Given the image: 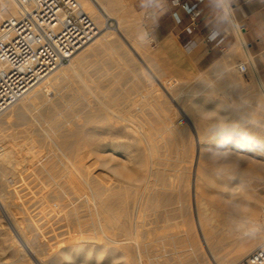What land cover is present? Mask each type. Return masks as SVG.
<instances>
[{
  "label": "rangeland",
  "instance_id": "rangeland-1",
  "mask_svg": "<svg viewBox=\"0 0 264 264\" xmlns=\"http://www.w3.org/2000/svg\"><path fill=\"white\" fill-rule=\"evenodd\" d=\"M92 1L94 2L97 9L106 16V26L102 30H100V33L96 34L95 37L100 36L101 34L105 33L106 30L108 31V29L110 30V32L113 31L114 32V33L112 32L113 36L116 37L115 40L117 39L118 40L117 43H119L118 44L119 46H117V48H119V50H117L118 52H116L121 57L119 60L122 61V63L124 62V60H127L126 62L121 64L122 66L125 65V66H123V67H125L124 70L127 73L129 72L131 76L134 74L135 76L133 75V77H135L136 81L138 80V83H142L145 85L147 84L148 87L152 86L150 88H152V91L157 94V96L159 97V100H161V102H162L161 108L159 110H161V111L163 110L164 112L160 111L161 116L159 118H157L158 116H154V115L152 116V118H153V120H155V122L151 123V125L148 126V130H149V134H151V138L153 139L155 137V139H153V140H155L156 142H158V144H160L159 145L160 150L167 149L171 153V155L168 154L170 159H169V157H167V158L170 161L172 168L174 167L175 173L178 174V177L176 179V185L178 187L177 192H179V195L176 194L178 199H176V195H175V197H173L174 199L168 201L170 203L173 201L171 204L170 203L168 204L167 201L165 200L167 203L166 204L165 201L163 200L164 202H162V201L160 202V205L161 204L162 205L160 208H158L157 211L153 210V209H147L148 211L146 210L144 213H142V217L144 215V217H143L144 219L141 218V220L142 219L146 220L144 222L142 221V223L144 225L143 227H145V226L146 227H145V229H143V227H140L141 229H139V231H138V238L140 240V245L143 243H144V245H146V246H144V248H146V250H144V248L141 250L143 256H145L144 257V260H145L144 263L147 264V262H148V264H157V263L158 264H235L236 262L240 261L243 258L242 257L243 254L245 256L250 251L257 248V246L262 245L260 243L264 241V171L261 168V165L264 164V158L262 157V155L253 156L251 153V151L254 150L253 148H256V147H257V149H260V148L262 150L264 149V96L261 94L260 88H258L259 86L257 84V81L254 78V74H253L252 70L249 69L248 59L243 56L241 59V62L235 60V61H233L232 65L227 66L226 68H224V67L222 68V67L216 65V66H212V67L205 69V70H200L195 66L194 60L190 56L185 55L181 49L173 48L169 51H165V50L160 49L157 45H155L154 43H152L150 41L148 31H147V34H148L147 40H149V42L146 41V43H143V44L135 42V40L132 37L131 31H136V30H139L144 25L146 26L143 12L137 8L136 0H127V1L126 0L125 1L124 0H112V1L110 0L113 4H115L117 7L121 8V9H122V7H124L123 10H121L116 16H114V18H109L103 12L100 5L95 0H92ZM126 2H128V5H126L127 4ZM124 4H125V6H124ZM118 15L124 16L122 24L118 23ZM109 37L112 38V35ZM114 37L112 39H114ZM117 54L113 57L114 59H118L119 56ZM92 58L95 59V57H92ZM101 62H102L101 60L94 61L93 62L94 64H92V62L91 63L86 62V65L88 63V64H91L93 66H90V65L86 66L88 68L91 67V70H89L90 68L89 69H87L86 67H85L86 69L83 68L82 74L84 76H87V78L90 79V77H91V79L93 78L92 80H94L97 76V72L95 71L96 70L95 68H97L96 64L99 67V64H101ZM68 63H66L65 65H67ZM240 63H247L248 68H247V71L245 73H242L238 70L237 65ZM65 65H59L58 67H56L55 70L61 68L62 66H65ZM84 66H85V64H84ZM214 70H217V71H214ZM85 71H86V73H85ZM95 72H96V74H94ZM233 73H235V74H233ZM89 75H91V76H89ZM142 75H144V76L142 77ZM222 75H223V77H222ZM231 76L232 77L234 76L233 79ZM211 79H212V81H210ZM92 80H91V82L93 84L92 83H88V84H90L91 86L93 85L92 87H95L94 86L95 81H92ZM226 80L227 81L230 80V84H226V85L222 84L224 82H227ZM63 82H65L64 83L65 85L67 84L68 88H69V86L71 87V88H69V89H71V91H69V92H72L74 88L76 89L78 84H79V81L76 80V78H72V77H71V80H70V78H66ZM209 82L211 84H208ZM215 82L219 84V88H215ZM132 83L133 82H130V83H128V85L131 86ZM196 83H198V84H196ZM226 86L228 87V89L226 88ZM57 88L58 87H56L54 89L51 88V92H49L50 94H49V96H47L48 98L47 97L43 98L42 99L43 101L41 100L38 102L39 107H36V105H35V107L39 108V110H40L41 108L44 107V105H46L48 103L46 101L47 100L49 101L50 97H51V100H53V96H56V95L61 96L64 89H63V87H59L60 90H58ZM225 88L228 90L227 92H226ZM223 91L226 94H224ZM187 93L189 96H187ZM70 95H72V94H68L67 95L68 97L66 96V98H64V100L60 103V109L63 106V110L61 109V113H62L61 115H58L60 112L59 111L58 114L55 115L57 117L53 116L52 118L51 117L46 118L45 116H40V117L38 116L37 119H40L41 122H43L42 120H44V126L46 127V125H47L46 128L49 129L48 131H50V129L55 130L57 128V124L59 126V123L60 124H66L67 120L69 122H71L72 119H75L76 116L78 119L79 112L77 110H79L80 100L72 95V97H75L76 101L78 100V102H76L75 100H73L70 97ZM188 97H190V98H188ZM184 101H186V102H184ZM77 103H78V106H77ZM40 105H42V106H40ZM65 105H69V106L65 108L64 107ZM74 106L75 107L77 106L76 109L77 108L78 109L76 110L75 108H72ZM69 107L71 108L72 111L69 109ZM64 108L67 109L68 111L65 110ZM64 111H67L66 116L64 115L65 114ZM71 112H73V113H71ZM76 112H77V115L75 116ZM209 112H211V113H209ZM67 113L70 116L72 115V117L73 116L74 117L73 118L70 117ZM162 114L164 115V118L162 117L163 116ZM67 116H69L71 119L70 118H69L70 120L67 119L68 118ZM60 117H62V118H60ZM171 117H173V118H171ZM174 118H175V120H174ZM30 119H32V120H30ZM57 119H58V121H55ZM60 119H62L63 121L65 120V121L63 122ZM170 119L172 121L173 120L174 121L170 123L169 122ZM45 121H47V122H45ZM68 121H67V123H69ZM35 122H36V117H32V118L30 117V118L24 119V120L22 119V121H21V119H20V121L19 120L17 121L16 119L12 120L13 124L9 123L10 125L8 124V128H7L8 132H9V136L11 139L7 138L6 142H3L4 144L3 143H1V144L5 148H7V146L10 145L8 147L12 148L15 151H17V150L20 151V149H21L20 154H19V152H17L16 156L20 158V157L28 155V157H26L27 161H31V159H32V160H35L36 163H40V162H42L41 160H43V161L47 160V162H44L45 164L43 163L44 167H46L45 171H44V169L41 170L42 173H44V174H42L41 171L36 170V171H38V175L42 174L41 176H38V178H37L36 171L33 170L34 167L30 166V164H28L27 162H22L21 166H19V168H21V170L23 168L24 173H22V175L20 177L21 179L17 178L18 179L17 183L15 182L16 179H13L10 175L7 178V180L11 184H13V186H12L8 182L9 184L7 187V189L11 190L9 187V185H11V187H12L11 191L13 192L9 195L10 197L12 196L13 201L12 202L9 201L10 203L9 202L8 203L10 206L7 207L8 211L9 212L11 211L10 213H11L12 217H13L12 213L14 214V218L11 217V219L14 221L15 216L18 215L20 219L18 218V216L16 217V219H18L20 221V226L22 227L24 225L22 228H25L27 226V224L30 222L29 219L31 220V218H32V220H36V218L40 217L41 219L38 218V220H36L35 222H37L38 226H40V227L42 226L41 229H43L44 231L48 230V231H46L48 233L43 234V238H44L43 241L44 242H43L42 246L39 247L40 249L38 248V250L41 253L39 252L40 253L39 255H38V253L36 254L37 258H39L40 256L42 257V255H43L44 260L42 258H41L42 260L39 259V260H41V263H44V264L49 263L48 262L49 257L51 256L52 252L54 253V251H55V253L52 254V256H56V260H58L57 264H140L135 259L136 258V252L132 251V249H134V247H131L129 245V247H131L132 249L129 247L127 248L128 250H127L126 254L128 252H130L132 255V256L130 255V257H129L128 255L130 253L128 255H126V254L123 255L121 253L123 251H124L123 253H125V248L120 247V249H119V248H117V246H118L117 244L106 242V240L103 237V234L99 231V229L96 226V222L94 221L93 213L90 211L91 209L86 206L87 205L86 202L84 204V201L86 199L85 200L84 199H81V200L76 199V200L71 201L70 199L63 198L62 201H60V200L57 201V203L60 202L59 204L63 205V207L58 208V209H56L55 207H52L50 205H47V207L45 206V204H48L49 202H51V203L53 201L56 202L55 199H49V198H52L50 194L48 195V194H46L47 192H45V193L43 191L41 192V190H44L45 188L48 189V187H45L46 186L45 183L48 184L51 181V179H49V178H50L51 174H54V172H52L53 169L55 171V168H56L57 172H59L58 170L60 169L59 174L61 176L63 173H65L66 170L63 168L62 164L56 165L57 167H55V165H54V167H53L51 164V161H48L49 158H47L46 156L49 154V152L50 153L52 152L51 147L48 146L47 141H45V140L43 141V138L41 139V137L38 136V134L36 133V129L34 126V125H36ZM48 123H51V124H48ZM163 123H164V125H163ZM166 123L168 125L165 127ZM178 123H179V125H178ZM99 124L94 123L93 125H91V127H98ZM175 125L177 126L176 128H175ZM31 126H32V128H30ZM155 126L157 128L160 126L159 127L160 130L157 131ZM11 127H13V128H11ZM9 129H11V130H9ZM165 129H168L170 131V134H173V135H170L169 133H167L168 130H165ZM155 130L158 133L155 132ZM152 134H154V136ZM37 136H38V138L39 137L40 138L38 139ZM171 136L173 137V139H171L172 138ZM174 136H175V138H174ZM219 136H221V137H219ZM93 139H91V141H93ZM167 139H170V140H167ZM222 139H225L229 143L221 144L220 142ZM248 139H250V140H248ZM40 140H41V142H40ZM35 141H37V142H35ZM44 142H46V143H44ZM233 142L235 143V145H230V143H233ZM261 142H263V143H261ZM38 143H40V144L38 145ZM43 143H44V145H47V146L43 147L44 146ZM237 143L238 144L244 143L243 144L244 146H240V147L236 146ZM33 144L36 146L37 149L38 148L41 149L43 151V153L46 154V155H44L45 157H42L41 160L36 159L34 157V155H32L33 153H31V151H32L31 149H32ZM245 145H247L248 148L245 147ZM229 146H232L233 150L231 152L226 151ZM44 148H46L47 151L43 150ZM171 149L176 150V151L173 152ZM25 152H27V153H25ZM55 152L56 151H54L53 153H55ZM90 153L92 156L100 155V156H104V157L107 154L106 152L105 153H102L101 151L98 152L95 148L93 149V152L90 151ZM186 153L188 154V157H186L187 156ZM22 154H23V156H22ZM184 155H186V156H184ZM31 156L33 158L30 159L29 157H31ZM104 157H101V159ZM118 159H117V161H119V163H122L124 160V157L120 156V158H118ZM211 160H213L214 162ZM215 160L218 162L216 163ZM97 162H98V164L96 163V166L92 165V167H91V168H93V166H95V168H97L96 170L93 168L94 169L93 172L99 173V174L103 173V171L105 173L108 172L109 173V174L107 173L108 178L111 177L109 179L111 186L120 185L121 183L123 184L124 183L123 180H127L123 177V175L117 176V175L112 173V170L110 168L107 169L108 167L106 168L104 165H101L103 163V161H102V163L100 160H98ZM191 162H193V163H191ZM218 163L221 166H223V168H221V166L218 165ZM50 164H51L50 167L51 168L53 167V169H51V171H49L50 168L48 167V165H50ZM60 165L62 167H60ZM213 166H215V167L218 166V167L215 168ZM227 166H228V168H227ZM27 167H28V170H26ZM47 167H48V169H47ZM58 167H60V168L58 169ZM219 168H221V169H219ZM225 168L226 169L230 168V169H229V171H227ZM103 169H105V170H103ZM106 169L109 171L106 172ZM240 169H245V171L240 170ZM31 170H33L34 172L33 171L31 172ZM110 170H111V172H110ZM27 172H28L29 176H30V173H31V176H33V177L36 176V177H34L35 179L26 175ZM238 172L241 174H239ZM34 173H36V175ZM23 174H25V176ZM43 175H44V177H43ZM47 175L49 178L47 177ZM54 175L56 176V175H58V173H56ZM63 176H64V174H63ZM114 176L116 178H119V179L117 181H115V179H113ZM120 176L122 177V179ZM41 177H42V179H40ZM182 177H183V179H182ZM47 178H48V180H47ZM23 179L25 181L28 180V182H25ZM30 179H34L36 182H37L36 179L40 180L38 182H41L44 179L43 180L44 184H42L43 183V181H42L40 184L37 182L38 183V185H37V183L35 184L34 182H32L33 180L31 181ZM185 180H186V182H185ZM18 181L20 184L18 183ZM29 181H30V184L33 185V187L29 184ZM112 181H115L114 184ZM206 181L208 183H206ZM76 182H78V179L76 180ZM118 182L120 184H117ZM177 182H178V184H177ZM21 183H24V184H21ZM185 183H187V184L185 185ZM65 184L66 183H64V185ZM14 185H15V187H14ZM20 185H21V187H20ZM23 185H25V187L27 186L26 190H25V187ZM67 185H68V183H67ZM224 185L225 186L227 185V186L225 187ZM40 186H42V187H40ZM84 186L85 185H83L82 187H84ZM186 186H188V187H186ZM234 186H235V188H234ZM236 186H238L237 189H236ZM18 187H20V191L18 190L19 189ZM43 187H45V188H43ZM15 188H18V189H15ZM28 189H30V191ZM31 189H33V191H31ZM16 190H18L17 191L18 193L16 192ZM37 191L40 193H38ZM181 191L184 193H182ZM14 192H15V195H14ZM31 192H32V194L30 195ZM188 192H189V194H188ZM16 193H17V195H16ZM33 193H34V195H33ZM40 194L43 195L44 201H42V196ZM128 194L129 195L131 194L130 191L128 192ZM38 195L41 196V199H39V200H41L42 202L38 200V198H40ZM36 198H37V200H36ZM46 198L48 200L45 202ZM182 199L184 201L186 200L185 201L186 203L183 202ZM128 200H127V202H128L127 205L131 204V201L129 200L130 201L129 202ZM15 202H16V204H14ZM71 202H73V203H71ZM78 202H80V204ZM237 203L239 204V206H241V208H243L245 210H243L244 212H242V213L240 212L241 215L239 217H237L235 219L232 218L231 221L234 220V221H232L233 224L229 223L232 226L227 227L226 224L224 223V220H226V217H223V215H220L221 214L220 212L222 211L221 209H224V208L227 209L229 207L230 208L231 207L232 208H238L239 206H237ZM72 204H74V205H72ZM30 205H32V206H30ZM82 205H84L83 206L84 208L82 207ZM20 206H22V208H19ZM26 206H28V207H26ZM49 206L52 208H50ZM78 206L80 207V209ZM244 206H245V208H244ZM35 207H36V211H34ZM49 208L51 210H49ZM174 208H176V209H174ZM30 209L32 210V212L30 211ZM52 209L53 210L55 209L54 210L55 212H52L53 211ZM59 209H60V211L58 212ZM74 209H76V210H74ZM199 209L201 211L206 212V215H204V217H202V218L205 220L207 219L208 223L216 226L213 229L214 234L212 235L214 237V241L216 243V246L214 243V245L212 244V246H213L212 248L210 245L207 244V242H205L206 239H205L203 231L201 230L202 228L200 226V215L198 213V212H200ZM42 210H45V211H42ZM72 210H74V211H72ZM168 210L169 211L173 210V211L168 212ZM153 211L154 212L156 211V212L154 213ZM9 212H8V214L10 215ZM70 212H72V213H70ZM158 212H160V213H158ZM164 212H167V213L164 214ZM27 213H28V215H26ZM38 213H41V214L38 215ZM46 213H49V214H46ZM54 213H56V214H54ZM149 213L150 214L152 213V215L150 216ZM52 214L55 216L56 219L54 218V216L52 217ZM160 214L162 216H164V217H161L163 220L160 218ZM36 215H38V217ZM68 215H69V217H68ZM169 215H171L172 217H170ZM42 216H44V217H42ZM87 216L89 217L90 222L88 221ZM27 217H29V218H27ZM85 217L87 220L85 219ZM184 217H186V218H184ZM22 218L23 219L26 218L25 219L26 221L24 220V222H21V221H23ZM42 218H44L43 220L45 222L42 221V224H41L40 221L42 220ZM48 218L50 221L48 220ZM149 218L151 220H149ZM157 218H159V219H157ZM167 218H168V220H166ZM218 218H219V220H218ZM154 219H156V221H157V224L155 223L157 228L156 227L154 228V223L152 222V221L156 222ZM51 220H52V222H51ZM58 220H59L60 224L58 223ZM185 220H187V221H185ZM150 221H151V224L153 223L152 225H150ZM165 221H168L169 225L171 223H173V224H171L173 226V228L171 225L170 226L167 225V223ZM191 221H193V222H191ZM92 222H93V224H92ZM159 222H160V224H159ZM180 222L183 223L182 226L179 225ZM235 222L237 223V225H234V224H236ZM52 223H53V226L51 227ZM55 223L58 225H56ZM84 223H86L87 225H90L89 226L90 229L88 228L87 225H86L87 226L86 227L84 225ZM165 223H166V225H165ZM192 223L195 226V229H197L196 231L193 228V226L191 225ZM214 223H216V224H214ZM44 225H45V228H44ZM62 225L64 226V230H62L63 229ZM189 225H191V227ZM57 226H58V228H57ZM148 226H150V227H148ZM158 226H160V227L163 226L164 228L162 229L159 227L161 229L160 230L158 228ZM40 227H39V229H40ZM46 227H48L49 229ZM168 227L172 228V229H169ZM66 228H68V229H66ZM91 228H92V230H91ZM187 228H193L194 230L190 229V231H189V229H187ZM52 229H53V232H52ZM144 230H146L147 232L145 231L143 233ZM149 230H151V231H149ZM219 230H220V232H219ZM260 230L261 231L263 230V231L261 232ZM49 231H51V232H49ZM193 231H195V232H193ZM56 232H58V233H56ZM76 232H78V233H76ZM83 232H85V233H83ZM188 232H190V233L188 234ZM255 232L260 233L259 238H257L255 240V245L253 247H251V249L248 248L247 251H244V253L242 252L240 254V256L242 255L241 258H239V256H238V257H232L229 259L228 256L233 255L235 253V251H237L238 248L236 247V245L239 246L241 243H243L245 240H247L248 237L252 233H255ZM145 233L146 234L148 233L147 235H149V236L145 235ZM180 233H182L183 235ZM53 234H54V236H52ZM46 235H48L49 237ZM171 236H172V238H171ZM173 237H174V239H173ZM198 237L200 240L197 239L194 241V239L198 238ZM54 238H56V239L54 240ZM145 238H148V239H145ZM219 238H221V239H219ZM51 239H53V240H51ZM159 239H161V240L159 241ZM17 240L18 239L16 238V233L14 232V230L12 229L10 224L8 223L6 217H4V210L2 208H0V257H1L0 258V264H38L33 259H30V261H29L28 260L29 258L28 259L23 258L26 256H23L22 253L19 252V250H20L19 244L15 245ZM59 240L61 242H59ZM72 240L76 241V242L73 243ZM173 240H175V242ZM13 241H15V244ZM53 241L54 242L56 241V243H57L56 246L58 248L53 244L54 243ZM182 241H183V243H182ZM50 242H51V244H49ZM67 242H68V244H67ZM70 242L72 244H70ZM177 242H179L180 245H179V243L177 245ZM189 242H191V244H189ZM17 243H18V241H17ZM154 243H155V245H154L155 247L153 246ZM258 243H259V245H258ZM46 244H48V245H46ZM187 244H189V245L187 246ZM181 245H182V247H181ZM62 246L65 249L64 253L62 252L63 251ZM150 246H151V248H150ZM166 246H168V249ZM18 247H19V249H18ZM54 247H55V249H54ZM164 247L166 248V250ZM159 248H160V250H159ZM59 249H60V251H59ZM150 249H151V251H150ZM155 249H157V250H155ZM167 250L170 254L167 252ZM198 250H201V251H198ZM181 251H183L182 252L183 254H181ZM189 252L191 253V257L188 256V255H190ZM195 252H197V253H195ZM193 253H195V254H193ZM77 254H79V255H77ZM156 254L159 257H157ZM220 254L225 255V257L229 260L226 259V262L224 263L221 259ZM62 255H64V256H62ZM20 256H22V259L19 258ZM57 257H59V258H57ZM133 257H134V259H133ZM189 257H190V261H187V260H189ZM150 258L154 261H152ZM237 258H238V260H237ZM59 259H60V261H59ZM165 259L168 262H166ZM182 259H184V262H182L183 261ZM203 259H205V260H203ZM153 262H155V263H153Z\"/></svg>",
  "mask_w": 264,
  "mask_h": 264
},
{
  "label": "bare ground",
  "instance_id": "bare-ground-1",
  "mask_svg": "<svg viewBox=\"0 0 264 264\" xmlns=\"http://www.w3.org/2000/svg\"><path fill=\"white\" fill-rule=\"evenodd\" d=\"M81 6V8L94 20L95 22V26L97 28V34L100 33V30H102L105 26H106V16L100 12L97 7L95 6L94 2L92 0H77ZM101 7V9L103 10V12L109 17V18H114V16H116L121 10H123L124 7L119 8L117 7L115 4H113L110 0H95ZM125 1V0H124ZM127 1V0H126ZM128 5V2H126ZM125 6V4H124ZM125 12V11H124ZM17 14V0H0V24L3 22L4 19L6 18H10L13 17ZM136 16V15H135ZM123 19L124 16L122 15H118V23L122 24L123 23ZM137 29V28H136ZM113 32V31H112ZM110 32V30L108 29V31L106 30L105 33L101 34L100 36L97 37H93V39H91L88 43H86L83 47H81L75 54H73V56L71 57L69 63L65 66H62L61 68L56 69V67L50 71L46 76H44L41 80H39L35 85H33L31 87V89H29L27 91L26 94H24V96L19 99L18 102H16L15 104H13L11 107H9L4 113H2L0 115V208H2L4 210V217H6L8 223L10 224V226L12 227V229L14 230V232L16 233V238L18 239V243L15 241L14 244L17 245L19 244L20 250L19 252L22 253L23 258H26L30 261V259H33L34 261H36L38 264H44L41 263V260L43 258L40 256L39 258H37L36 254L38 253V255L41 253L38 248L42 246L43 244V234H46L48 232V230L44 231L43 229H41L40 226H38L37 222H35L36 220H38V215H40L41 213H38V215H36L38 218H36V220H31L29 219V223L27 224V226L25 228H22L20 226V221L18 219H15L14 221L11 219V211L9 212L7 207H9V201H13L12 196L10 197L9 195L11 193H13L12 187L13 184H11L7 178L10 175L13 179H16L15 182L17 183V180L21 177L23 172V168L21 170V168H19V166H21L22 162H27L28 164H30V166L34 167V171L36 170H43L45 171L44 167V162L41 160L42 157H45L43 153V151L41 149H37L36 146L33 144L32 145V151L31 153H33L32 155H34V157L38 160H41L42 162L40 163H36L35 160H32L31 158H33L32 156L29 157L31 159V161H27L26 157L27 156H22L23 157H17L16 153L20 151H15L12 148H9L8 145L7 148L3 147L1 143L6 142L7 138H10L9 136V132H8V124H13L12 120L16 119L17 121L21 119H28V118H32V117H36V125L35 129H36V133L38 134V136L41 137V139L43 138V141H47L48 146L51 147V153L49 152V154L46 156L47 158H49L48 161H51L52 166L57 167L56 165L58 164H62L63 168L66 170L63 176L59 174L60 172V167H62L60 165V167H58V171H55L53 169V167L51 168V164L48 165V167L50 168L49 171H51V169H53L52 172H54V174L58 173V175H54L51 174L50 178L51 181L47 184L45 187H48V189L45 188L44 190H41V192L43 191L44 193L47 192L46 194H50L52 198L49 199H55L56 202H49L48 204H45V206L47 207V205H50L52 207H55L56 209L63 207L62 204L57 203L58 200L62 201L63 198L65 199H70L71 201L73 200H81V199H86L84 201V204L86 202V206L88 208H90L91 212L93 213V217H94V221L96 222V226L99 229V231L103 234L104 239L106 240V242L108 243H113V244H117V248L120 249V247L125 248V253L121 252L123 255L126 254L127 252V248L129 247V245L131 247H134V249H132L133 252H136V260L140 263V264H145L144 263V257L141 250L144 248V243L140 245V240L138 238V231L139 229H141L140 227H143V223L142 221H146L143 220L144 215L142 217V213H144L147 209H153V210H158V208L161 207L160 202H164L165 200L167 201V203L169 204L170 202H168L169 200L174 199L173 197H175V195H179L178 191V187L176 185V179L178 177V174L175 173L174 167L172 168V165L170 164V161L168 160L167 157H169L168 154L171 155V153L165 149V150H160V144H158V142H156L155 137L152 139L151 138V134H149V130H148V126L151 125V123H154L155 120H153L152 116H158L157 118H159L161 116V110H159L161 108V100H159V97L157 96V94L155 92L152 91V86H149L146 84H142V83H138V80L136 81L135 77H133V75L131 76L130 73L126 72L124 70L125 65H121L124 62H126L127 60H124V62L122 63V61H120L119 59L121 58L116 52H118L117 50H119V48H117V46H119L117 43L118 40L113 36V33ZM132 37L135 40V42L137 43H146L149 42V40H147V28L144 25L143 27H141L139 30L136 31H131ZM112 35V38L114 37V39L110 38L109 36ZM109 37V38H108ZM175 38V37H174ZM121 43V42H120ZM145 45V44H144ZM239 47V45H238ZM118 55V59H114L113 57L115 55ZM120 54V53H119ZM92 57H95V59H93ZM101 57V58H100ZM92 59V60H91ZM96 60H101V64H99V67L96 64L95 68L96 72H97V76L94 80L87 78V76H84L82 74V70L84 69H89L91 70V67H86V66H93L91 64L86 65V62H89L92 64H94L93 62ZM226 61V60H225ZM224 61V62H225ZM99 62V61H98ZM85 64V66H84ZM226 64V63H225ZM230 65V64H229ZM226 64V67L229 66ZM95 66V65H94ZM102 66V67H101ZM58 67V66H57ZM86 67V68H85ZM252 72L254 74V78L257 81L258 84V88H260L261 94L264 96V82L261 80L258 71L256 70V68L253 66L252 67ZM127 69V68H126ZM229 69V68H228ZM93 71V70H92ZM133 71V70H132ZM135 71V70H134ZM140 71V70H139ZM84 72V71H83ZM96 72L94 74H96ZM131 72V71H130ZM86 73V71H85ZM141 73V72H140ZM193 74V73H192ZM235 74V73H233ZM76 78V80L79 81V84L77 86V88L73 89L72 92L71 88L69 86V88L67 87V84L65 85L63 82L66 78ZM91 76V75H89ZM135 76V75H134ZM144 75H142L143 77ZM195 77V76H194ZM198 77V76H197ZM223 77V75H222ZM232 77V76H231ZM234 77V76H233ZM232 77V79H233ZM191 78V77H190ZM196 78V77H195ZM229 78V77H228ZM237 78V77H236ZM182 79V78H181ZM188 79V78H187ZM231 79V78H230ZM68 80V79H67ZM66 80V81H67ZM75 80V79H74ZM73 80V81H74ZM89 80V81H88ZM92 81H95V87H92L90 84L88 83H92ZM165 80V79H164ZM189 80V79H188ZM198 80V79H197ZM184 81V80H183ZM212 81V79L210 80ZM227 81V80H226ZM234 81V80H233ZM75 82V81H74ZM73 82V83H74ZM133 82L131 84V86L128 85V83ZM140 82V81H139ZM167 82V81H166ZM67 83V82H66ZM194 83V82H193ZM213 83V82H212ZM234 83V82H233ZM239 83V82H238ZM93 84V83H92ZM170 84V83H169ZM187 84V83H186ZM189 84V83H188ZM198 84V83H196ZM195 84V85H196ZM201 84V83H200ZM208 84H211L210 82ZM224 85L226 84H230V80H228L227 82L222 83ZM232 84V83H231ZM69 85V84H68ZM74 85V84H73ZM194 85V84H193ZM192 85V86H193ZM237 85V84H236ZM235 85V86H236ZM243 85V84H242ZM202 86V85H201ZM240 86V85H239ZM252 86V85H251ZM59 89V87H63V93L62 95H56L53 96V100H51V97L49 99V101L47 100L46 102H48L46 105H44L43 108H41L39 110V101H41L43 98L49 96V92H51V88H56ZM124 87V88H123ZM199 87V86H198ZM244 87V86H243ZM253 87V86H252ZM197 88V87H196ZM206 88V87H205ZM208 88V87H207ZM215 88H219V84L215 82ZM226 88L228 89V87L226 86ZM225 88L226 92L228 91ZM245 88V87H244ZM62 89V88H61ZM197 90V89H196ZM193 92V91H192ZM224 92V91H223ZM60 93V92H59ZM201 93V92H200ZM56 94V93H55ZM54 94V95H55ZM68 94H72L73 96H75L77 99L80 100L79 103V110L76 109V107H72L75 108L79 114H78V119H77V112L75 114V119H72L71 122H69L67 119H69L70 117H72V115L70 116L68 113L66 120L69 122L66 124H60L59 126L57 124V128L54 129H50V131H48L49 129L46 128L44 126V120H42L43 122L40 121V119H37L38 116H45L46 118L48 117H53L56 114L61 115V109L63 110V106L60 109V103L64 100V98H66V96ZM224 94H226L224 92ZM72 95H70V97L76 101L75 97H72ZM195 95V94H194ZM187 96L188 93H187ZM232 96V95H231ZM68 97V96H67ZM48 98V97H47ZM190 98V97H188ZM186 100V99H185ZM262 100V99H261ZM43 101V100H42ZM45 101V100H44ZM66 102V101H65ZM64 102V103H65ZM78 102V100L76 101ZM186 102V101H184ZM42 103V102H41ZM71 103V102H70ZM73 103V102H72ZM67 104V103H66ZM75 104V103H74ZM73 104V105H74ZM36 105V107H35ZM38 105V106H37ZM62 105V104H61ZM72 105V106H73ZM81 105V106H80ZM42 106V105H40ZM69 105H65L64 107H68ZM64 108V109H65ZM69 109L71 110V108L69 107ZM67 110V109H65ZM214 110V109H213ZM68 111V110H67ZM65 112V116H66V112ZM72 111V110H71ZM74 111V110H73ZM161 111V112H160ZM63 112V111H62ZM164 112V111H163ZM230 112V111H229ZM73 113V112H71ZM211 113V112H209ZM163 115V114H162ZM44 117V118H45ZM57 117V116H55ZM74 117V116H73ZM72 117V118H73ZM164 118V115L162 116ZM43 118V117H42ZM62 118V117H60ZM65 118V117H64ZM173 118V117H171ZM71 119V118H70ZM69 119V120H70ZM202 119V118H201ZM32 120V119H30ZM35 120V119H34ZM62 120V119H60ZM162 120V119H161ZM167 120V119H166ZM175 120V118H174ZM173 120V121H174ZM220 120V119H219ZM52 121V120H51ZM55 121H58L55 120ZM63 121V120H62ZM65 121V120H64ZM63 121V122H64ZM171 119L169 120V122H173ZM47 122V121H45ZM62 122V123H63ZM197 122V121H196ZM213 122V121H212ZM218 122V121H217ZM96 123H100L98 127H91V125ZM219 123V122H218ZM9 124V125H10ZM51 124V123H48ZM176 124V123H175ZM164 125V123H163ZM168 124L166 123L165 127ZM174 125V124H173ZM179 125V123H178ZM199 125V124H198ZM214 125V124H213ZM212 125V126H213ZM181 126V125H180ZM179 126V127H180ZM10 127V126H9ZM49 127V126H48ZM160 127V126H159ZM159 127L157 128L155 126V128L158 130ZM169 127V126H168ZM177 126L175 125V128ZM13 128V127H11ZM32 128V126L30 127ZM182 128V127H181ZM208 128V127H207ZM221 128V127H220ZM230 128V127H229ZM180 129V128H179ZM178 129V130H179ZM11 130V129H9ZM30 130V129H29ZM168 130V129H165ZM175 130V129H174ZM155 130V132H157ZM173 131V130H172ZM254 131V130H253ZM30 132V131H29ZM32 132V131H31ZM34 132V131H33ZM257 132V131H256ZM158 133V132H157ZM163 133V132H162ZM170 134V131L168 130V132ZM176 133V132H175ZM243 133V132H242ZM154 136V134H152ZM173 135V134H170ZM169 135V136H170ZM175 135V134H174ZM219 135V134H218ZM9 136V137H8ZM32 136V135H31ZM35 136V135H34ZM33 136V137H34ZM37 136V138H38ZM244 136V135H243ZM39 137V138H40ZM172 137V136H171ZM178 137V136H177ZM221 137V136H219ZM223 137V136H222ZM38 138V139H39ZM94 138V139H93ZM175 138V136H174ZM261 138V137H260ZM11 139V138H10ZM35 139V138H34ZM91 139H93V141H91ZM173 139V137L171 138ZM178 139V138H177ZM252 139V138H251ZM13 140V139H12ZM170 140V139H167ZM250 140V139H248ZM256 140V139H255ZM10 141V140H9ZM91 141V142H90ZM175 141V140H174ZM235 141V140H234ZM243 141V140H242ZM37 142V141H35ZM41 142V140H40ZM164 142V141H163ZM173 142V141H172ZM207 142V141H206ZM232 142V141H231ZM236 142V141H235ZM46 143V142H44ZM43 143V145H44ZM179 143V142H178ZM182 143V142H181ZM221 144H225V143H229L228 141H226L225 139H222ZM263 143V142H261ZM4 144V143H3ZM8 144V143H7ZM6 144V145H7ZM19 144V143H18ZM37 144V143H36ZM40 143H38L39 145ZM174 144V143H173ZM188 144V143H187ZM190 144V143H189ZM244 144V143H243ZM243 144H236V146H244ZM249 144V143H248ZM247 144V145H248ZM5 145V146H6ZM166 145V144H165ZM230 145H235V143H230ZM247 145H245V147H247ZM250 145V144H249ZM16 146V145H15ZM47 145H44L43 147H45ZM222 146V145H221ZM39 147V146H38ZM15 148V147H14ZM20 148V147H19ZM31 148V147H30ZM42 148V147H41ZM96 149L98 152L101 151L102 153H107L106 156H92L90 151L93 152V149ZM167 148V147H166ZM243 148V147H242ZM241 148V149H242ZM248 148V147H247ZM251 148V147H250ZM177 149V148H176ZM254 150L251 151L253 156L256 155H262V157L264 158V149L262 150L253 148ZM30 150V149H29ZM43 150H46V148H44ZM170 150V149H169ZM173 152L176 150L171 149ZM232 146H229L228 149L226 150L227 152H231ZM246 150V149H245ZM25 151V150H24ZM47 151V150H46ZM54 151H56L55 153H53ZM181 151V150H180ZM244 151V150H243ZM235 152V151H234ZM241 152V151H240ZM27 153V152H25ZM46 153V152H45ZM182 153V152H181ZM30 154V153H29ZM187 154V153H186ZM230 154V153H229ZM25 155V154H24ZM180 155V154H179ZM192 155V154H191ZM223 155V154H222ZM225 155V154H224ZM233 155V154H232ZM19 156V155H18ZM21 156V155H20ZM30 156V155H29ZM100 156V157H99ZM120 156L124 157V160L122 163H119V161H117L118 158H120ZM186 156V155H184ZM220 156V155H219ZM237 156V155H236ZM246 156V155H245ZM251 156V155H250ZM101 157H104L101 159ZM188 157V154L187 156ZM223 157V156H222ZM233 157V156H232ZM46 158V159H47ZM230 158V157H229ZM237 158V157H236ZM170 159V157H169ZM173 159V158H172ZM189 159V158H188ZM187 159V160H188ZM191 159V158H190ZM211 159V158H210ZM213 159V158H212ZM98 160L103 161V163L101 165H104L107 169H111L112 173L115 175H123V177L127 180H123L124 183L120 184L119 182L117 184L120 185H115V186H111L110 184V178H108L107 175V170L105 173L103 171V173H94V169L96 170L97 168H95L96 163L98 164ZM119 160V159H118ZM193 160V159H192ZM191 160V161H192ZM217 160V159H216ZM215 162L217 163L218 161ZM240 160V159H239ZM35 161V162H34ZM173 161V160H172ZM185 161V160H184ZM213 161V160H211ZM229 161V160H228ZM231 161V160H230ZM38 162V161H37ZM214 162V161H213ZM44 163V164H43ZM50 163V162H49ZM100 163V162H99ZM193 163V162H191ZM185 164V163H184ZM92 165H95L92 167ZM100 165V166H101ZM218 165H220L218 163ZM224 165V164H223ZM226 165V164H225ZM229 165V164H228ZM28 166V165H27ZM98 166V165H97ZM103 166V167H104ZM201 166V165H200ZM221 166V165H220ZM238 166V165H237ZM47 167V169H48ZM183 167V166H182ZM181 167V168H182ZM211 167V166H210ZM215 167V166H213ZM218 167V166H216ZM215 167V168H216ZM188 168V167H187ZM191 168V167H190ZM199 168V167H198ZM221 168H223V166H221ZM219 168V169H221ZM228 168V166H227ZM262 170L264 171V164L261 165ZM26 169V168H25ZM93 169V170H92ZM202 169V168H201ZM200 169V170H201ZM226 169V168H225ZM230 169V168H229ZM229 169H226L227 171H229ZM235 169V168H234ZM28 170V167L27 169ZM31 170V172L33 171ZM63 170V169H62ZM61 170V171H62ZM105 170V169H103ZM110 170V172H111ZM217 170V169H216ZM223 170V169H222ZM240 170H244L245 169H240ZM33 171V172H34ZM99 171V170H98ZM97 171V172H98ZM215 171V170H214ZM218 171V170H217ZM216 171V172H217ZM235 171V170H234ZM26 172V171H25ZM51 172V173H52ZM199 172V171H198ZM201 172V171H200ZM240 172V171H239ZM238 172V173H239ZM37 173V178L38 176H41L42 171L40 175H38V171H36ZM36 173H34L36 175ZM40 173V172H39ZM50 173V172H49ZM33 174V175H34ZM48 174V173H47ZM109 174V173H108ZM200 174V173H199ZM209 174V173H208ZM241 174V173H239ZM25 176V174H23ZM28 175V172L27 174ZM111 175V174H110ZM204 175V174H203ZM23 176V177H24ZM29 176V175H28ZM186 176V175H185ZM27 177V176H26ZM25 177V178H26ZM31 178H34L36 176H30ZM44 177V175H43ZM121 177V176H120ZM18 178V179H17ZM47 178V180H48ZM209 178V177H208ZM260 178V177H259ZM21 179V178H20ZM27 179V178H26ZM35 179V178H34ZM34 179H30L32 182H34L35 184L40 181L39 179H36L37 182ZM42 179V177L40 178ZM78 179V182H76V180ZM113 179H115V181H117L119 178H116L115 176L113 177ZM122 179V177H121ZM183 179V177H182ZM186 179V178H185ZM214 179V178H213ZM24 180V179H23ZM44 180V179H43ZM42 180V181H43ZM112 180V179H111ZM208 180V179H207ZM216 180V179H215ZM25 181V180H24ZM41 181V182H42ZM115 181H112L113 184ZM209 181V180H208ZM11 185H9L10 189H7L8 184L9 183ZM25 182H28L25 181ZM24 182V183H25ZM41 182H38L39 184ZM122 182V181H121ZM186 182V180H185ZM214 182V181H213ZM19 183V181H18ZM21 183V184H24ZM33 183V184H34ZM37 183V185H38ZM64 183H66L64 185ZM68 183V185H67ZM206 183H208L206 181ZM212 183V182H211ZM219 183V182H218ZM225 183V182H224ZM236 183V182H235ZM234 183V184H235ZM20 184V183H19ZM30 184V181H29ZM44 184V181L43 183ZM41 184V185H42ZM178 184V182H177ZM187 183H185L186 185ZM215 184V183H214ZM213 184V185H214ZM217 184V183H216ZM237 184V183H236ZM26 185V184H25ZM25 185H23L25 187ZM31 185V184H30ZM29 185V186H30ZM36 185V186H37ZM48 185V186H47ZM83 185H85L84 187H82ZM18 186V185H17ZM33 187V185H31ZM35 186V185H34ZM225 186V185H224ZM227 186V185H226ZM225 186V187H226ZM15 187V185H14ZM21 187V185H20ZM20 187L15 188L18 189L20 191ZM27 187V186H26ZM25 187V190H26ZM39 187V186H38ZM37 187V188H38ZM42 187V186H40ZM188 187V186H186ZM233 187V186H232ZM23 188V187H22ZM35 188V187H34ZM229 188V187H228ZM235 188V186H234ZM238 188V186H236V189ZM24 189V188H23ZM22 189V190H23ZM180 189V188H179ZM182 189V188H181ZM16 190V192L18 191ZM21 190V191H22ZM30 191V189H28ZM27 190V191H28ZM35 190V189H34ZM37 190V189H36ZM46 190V191H45ZM241 190V189H240ZM245 190V189H244ZM31 191H33V189H31ZM130 191V195L128 194V192ZM184 191V190H183ZM257 191V190H256ZM26 192V191H25ZM36 192V191H35ZM34 192V193H35ZM38 192V191H37ZM182 192V191H181ZM180 192V193H181ZM245 192V191H244ZM18 193V192H17ZM16 193V195H17ZM23 193V192H22ZM33 193V195H34ZM40 193V192H38ZM184 193V192H182ZM181 193V194H182ZM32 194V192L30 193V195ZM36 194V193H35ZM189 194V192H188ZM15 195V192H14ZM13 195V196H14ZM29 195V196H30ZM42 196V201L43 200V195L40 194ZM45 195V194H44ZM176 195V199L177 198ZM185 195V194H184ZM183 195V196H184ZM222 195V194H221ZM226 195V194H225ZM39 196V195H38ZM41 196H39L41 199ZM181 196V195H180ZM187 196V195H186ZM234 196V195H233ZM249 196V195H248ZM16 197V196H15ZM22 197V196H21ZM20 197V198H21ZM26 197V196H25ZM188 197V196H187ZM186 197V198H187ZM225 197V196H224ZM230 197V196H229ZM228 197V198H229ZM14 198V197H13ZM19 198V199H20ZM29 198V197H28ZM36 198V200H37ZM15 199V198H14ZM30 199V198H29ZM131 201V204L127 205V200ZM181 199V198H180ZM237 199V198H236ZM22 200V199H21ZM24 200V199H23ZM28 200V199H27ZM26 200V201H27ZM34 200V199H33ZM48 199L46 198L45 202ZM128 200V201H129ZM164 200V201H163ZM183 200V199H182ZM189 200V199H188ZM201 200V199H200ZM238 200V199H237ZM41 201V200H39ZM38 201V202H39ZM41 201V202H42ZM69 201V200H68ZM82 201V202H83ZM129 201V202H130ZM165 201V203H166ZM186 201V200H185ZM183 200V202H185ZM9 202V203H8ZM20 202V201H19ZM37 202V201H36ZM64 202V201H63ZM62 202V203H63ZM173 202V201H172ZM171 202V203H172ZM188 202V201H187ZM201 202V201H200ZM51 203V204H50ZM73 203V202H71ZM75 203V202H74ZM80 204V202H78ZM77 203V204H78ZM166 203V204H167ZM170 203V204H171ZM186 203V202H185ZM13 204V203H12ZM16 204V202L14 203ZM33 204V203H32ZM76 204V205H77ZM165 204V205H166ZM175 204V203H174ZM26 205V204H25ZM41 205V204H40ZM74 205V204H72ZM190 205V204H189ZM17 206V205H16ZM23 206V205H22ZM22 206H20L19 208H22ZM32 206V205H30ZM49 206V207H50ZM65 206V205H64ZM68 206V205H67ZM84 205H82L83 207ZM188 206V205H187ZM237 206H239V204L237 203ZM251 206V205H250ZM28 207V206H26ZM39 207V206H38ZM43 207V206H42ZM41 207V208H42ZM45 207V208H46ZM50 207V208H52ZM76 207V206H75ZM74 207V208H75ZM79 207V206H78ZM164 207V206H163ZM49 208V210H51ZM77 208V207H76ZM84 208V207H83ZM178 208V207H177ZM185 208V207H184ZM245 208V206H244ZM18 209V208H17ZM16 209V210H17ZM44 209V208H43ZM80 209V207H79ZM176 209V208H174ZM181 209V208H180ZM179 209V210H180ZM213 209V208H212ZM10 210V209H9ZM20 210V209H19ZM38 210V209H37ZM53 210V209H52ZM55 210V209H54ZM52 212H55V211ZM65 210V209H64ZM76 210V209H74ZM72 210V211H74ZM162 210V209H161ZM222 210V211H221ZM220 211V215H223V217H226V220H224V223L226 224L227 227H231L232 225L229 223H232V218H237L241 215L242 212H244L243 208H241V206H239L238 208H227V209H221ZM255 210V209H254ZM30 211L32 212V210L30 209ZM36 211V207L35 210ZM39 211V210H38ZM45 211V210H42ZM48 211V210H47ZM60 211V209L58 210V212ZM87 211V210H86ZM148 211V210H147ZM155 211V212H156ZM163 211V210H162ZM173 211V210H172ZM169 211L168 212H172ZM186 211V210H185ZM200 212V226H201V230L204 233L205 239L208 245L211 246V248L213 247L212 244L213 239H212V235L213 233V229L216 227L215 225H212L210 223H208V220L203 219L202 217H204V215H206V212L201 211L199 209ZM8 212L10 213V215L8 214ZM23 212V211H22ZM30 212V213H31ZM51 212V213H52ZM88 212V211H87ZM154 212V211H153ZM154 212V213H155ZM241 212V213H240ZM50 213V214H51ZM57 213V212H56ZM54 213V214H56ZM68 213V212H67ZM72 213V212H70ZM74 213V212H73ZM153 213V214H154ZM160 213V212H158ZM162 213V212H161ZM167 212H164V214H166ZM177 213V212H176ZM190 213V212H189ZM188 213V214H189ZM22 214V213H21ZM49 214V213H46ZM150 214V213H149ZM163 214V215H164ZM173 214V213H172ZM185 214V213H184ZM14 218V214L12 213ZM28 215V213L26 214ZM31 215V214H30ZM65 215V214H64ZM73 215V214H72ZM152 215V213L150 214V216ZM177 215V214H176ZM191 215V214H190ZM34 216V215H33ZM46 216V215H45ZM50 216V215H49ZM48 216V217H49ZM54 215L52 214V217ZM156 216V215H155ZM170 217H172L171 215H169ZM175 216V215H174ZM183 216V215H182ZM44 217V216H42ZM69 217V215H68ZM79 217V216H78ZM88 217V216H87ZM158 217V216H157ZM164 217L160 214V218ZM19 218V216H18ZM29 218V217H27ZM55 218V216H54ZM141 218H143L141 220ZM182 218V217H181ZM186 218V217H184ZM20 219V218H19ZM26 219V218H25ZM22 218L24 222V220ZM34 219V218H33ZM41 219V218H40ZM44 218H42V220L40 221L42 224V221ZM47 219V218H46ZM56 219V218H55ZM61 219V218H60ZM86 219V217H85ZM153 219V218H152ZM159 219V218H157ZM162 219V218H161ZM170 219V218H169ZM240 219V218H239ZM28 220V219H27ZM49 220V218H48ZM87 220V219H86ZM149 220H151L149 218ZM156 221V219H154ZM163 220V219H162ZM165 220V219H164ZM168 220V218L166 219ZM193 220V219H192ZM219 220V218H218ZM26 221V220H25ZM47 221V220H46ZM50 221V220H49ZM55 221V220H54ZM53 221V222H54ZM57 221V220H56ZM71 221V220H70ZM83 221V220H82ZM88 221H89V217H88ZM160 221V220H159ZM187 221V220H185ZM231 221V222H230ZM45 222V221H44ZM52 222V220H51ZM50 222V223H51ZM61 222V221H60ZM67 222V221H66ZM90 222V221H89ZM154 228L157 226L155 225V223L157 224V221L154 222ZM167 223V225H169L168 221H165ZM184 222V221H183ZM193 222V221H191ZM27 223V222H26ZM25 223V224H26ZM49 223V224H50ZM57 223V222H56ZM55 223V224H56ZM59 223V220H58ZM62 223V222H61ZM152 223V224H153ZM162 223V222H161ZM165 223V225H166ZM171 223V222H170ZM236 223V222H235ZM40 224V223H39ZM60 224V223H59ZM66 224V223H65ZM93 224V222H92ZM145 224V223H144ZM149 224V223H148ZM151 221H150V225ZM160 224V222H159ZM158 224V225H159ZM173 224V223H171ZM170 224V225H171ZM177 224V223H176ZM183 223L180 222L179 225L182 226ZM216 224V223H214ZM233 224V223H232ZM48 225V224H47ZM58 225V224H56ZM84 225L86 226L87 224L84 223ZM163 225V224H162ZM169 225V226H170ZM193 226V228L195 229V226L193 225V223L191 224ZM191 225H189L191 227ZM234 225H237L234 224ZM53 226V223L51 225V227ZM63 226V225H62ZM70 226V225H69ZM88 228L90 229V225H87ZM86 226V227H87ZM172 226V225H171ZM176 226V225H175ZM174 226V227H175ZM40 227V229H39ZM49 227V226H48ZM46 227V228H48ZM55 227V226H54ZM94 227V226H93ZM146 227V226H145ZM145 227H143V229H145ZM150 227V226H148ZM152 227V226H151ZM160 226H158L159 228ZM166 227V226H165ZM188 227V226H187ZM45 228V225H44ZM58 228V226H57ZM56 228V229H57ZM81 228V227H80ZM160 228H164L163 226H161ZM159 228V229H160ZM169 228V227H168ZM173 228V226H172ZM169 228V229H172ZM182 228V227H181ZM184 228V227H183ZM193 228H187L189 229H193ZM255 228V227H254ZM257 228V227H256ZM49 229V228H48ZM55 229V228H54ZM68 229V228H66ZM75 229V228H74ZM77 229V228H76ZM83 229V228H82ZM86 229V228H85ZM142 229V230H143ZM151 229V228H150ZM193 229V230H194ZM51 230V229H50ZM64 230V226L63 229ZM92 230V228H91ZM153 230V229H152ZM161 230V229H160ZM174 230V229H173ZM177 230V229H176ZM180 230V229H179ZM197 229H195L196 231ZM146 230L143 231V233ZM151 231V230H149ZM193 231V232H195ZM261 231V230H260ZM263 231V230H262ZM261 231V232H262ZM51 232V231H49ZM53 232V229H52ZM60 232V231H59ZM86 232V231H85ZM83 232V233H85ZM147 232V231H146ZM162 232V231H161ZM171 232V231H170ZM177 232V231H176ZM220 232V230H219ZM58 233V232H56ZM78 233V232H76ZM140 233V232H139ZM159 233V232H158ZM174 233V232H173ZM190 232H188L189 234ZM50 234V233H49ZM148 234V233H147ZM145 233V235H147ZM177 234V233H176ZM182 234V233H180ZM185 234V233H184ZM251 234V233H250ZM73 235V234H72ZM99 235V234H98ZM165 235V234H164ZM171 235V234H170ZM183 235V234H182ZM217 235V234H216ZM215 235V236H216ZM48 236V235H46ZM54 236V234L52 235ZM57 236V235H56ZM70 236V235H69ZM149 236V235H147ZM146 236V237H147ZM173 236V235H172ZM171 236V238H172ZM176 236V235H175ZM174 236V237H175ZM218 236V235H217ZM260 233H252L250 235V238L242 244H240V248L239 250L233 254V257H238L241 258L240 254L244 251H247L248 248L251 249V247H253L255 245V240L257 238H259ZM49 237V236H48ZM47 237V238H48ZM58 237V236H57ZM62 237V236H61ZM71 237V236H70ZM69 237V238H70ZM75 237V236H74ZM87 237V236H86ZM143 237V236H142ZM145 237V236H144ZM167 237V236H166ZM169 237V236H168ZM173 237V239H174ZM193 237V236H192ZM221 237V236H220ZM46 238V237H45ZM53 238V237H52ZM72 238V237H71ZM102 238V237H101ZM153 238V237H152ZM170 238V237H169ZM178 238V237H177ZM186 238V237H185ZM194 238V237H193ZM56 238H54L55 240ZM61 239V238H60ZM148 239V238H145ZM150 239V238H149ZM187 239V238H186ZM199 239L195 238V240ZM216 239V238H215ZM221 239V238H219ZM218 239V240H219ZM223 239V238H222ZM53 240V239H51ZM80 240V239H79ZM161 239H159L160 241ZM163 240V239H162ZM176 240V239H175ZM175 240H173L175 242ZM200 240V239H199ZM262 240V239H261ZM58 241V240H57ZM70 241V240H69ZM73 241V240H72ZM177 241V240H176ZM190 241V240H189ZM217 241V240H216ZM263 241V240H262ZM54 242V241H53ZM59 242H61L59 240ZM76 241H73V243H75ZM155 242V241H154ZM164 242V241H163ZM193 242V241H192ZM66 243V242H65ZM167 243V242H166ZM179 242H177L178 245ZM183 243V241H182ZM197 243V242H196ZM221 243V242H220ZM263 242H261L260 244H263ZM51 244V242L49 243ZM56 246V241L53 243ZM61 244V243H60ZM64 244V243H63ZM68 244V242H67ZM70 244H72L70 242ZM105 244V243H104ZM103 244V245H104ZM147 244V243H146ZM160 244V243H159ZM176 244V243H175ZM189 244H191V242H189ZM187 244V246L189 245ZM199 244V243H198ZM201 244V243H200ZM14 245V246H15ZM45 245V244H44ZM48 245V244H46ZM59 245V244H58ZM133 245V246H132ZM151 245V244H150ZM155 245V243L153 244V246ZM180 245V243H179ZM202 245V244H201ZM214 245V244H213ZM257 245V244H256ZM259 245V243H258ZM68 246V245H67ZM152 246V245H151ZM150 246V248H151ZM196 246V245H195ZM194 246V247H195ZM216 246V243H215ZM214 246V247H215ZM18 247V249H19ZM57 247V246H56ZM61 247V246H60ZM79 247V246H78ZM142 247V248H141ZM155 247V246H154ZM168 249V246H166ZM182 247V245H181ZM219 247V246H218ZM258 247V246H257ZM58 248V247H57ZM63 248V246H62ZM61 248V249H62ZM66 248V247H65ZM165 248V247H164ZM216 248V247H215ZM40 249V248H39ZM55 249V247H54ZM114 249V248H113ZM180 249V248H179ZM42 250V249H41ZM58 250V249H57ZM123 250V249H122ZM144 250H146V248H144ZM157 250V249H155ZM160 250V248H159ZM158 250V251H159ZM166 250V248H165ZM176 250V249H175ZM174 250V251H175ZM214 250V249H213ZM217 250V249H216ZM236 250V249H235ZM54 251V250H53ZM60 251V249H59ZM130 251V250H129ZM151 251V249H150ZM201 251V250H198ZM40 252V253H39ZM52 252V251H51ZM63 253L65 252V249L63 248ZM81 252V251H80ZM119 252V251H118ZM168 252V250H167ZM183 251H181V254ZM203 252V251H202ZM55 253V251H54ZM52 252V254H54ZM130 252H128L126 255H128ZM169 253V252H168ZM190 253V252H189ZM197 253V252H195ZM193 253V254H195ZM246 253V252H245ZM3 254V253H2ZM51 256L49 257L48 262L49 263H45V264H57L56 260V256ZM170 254V253H169ZM177 254V253H176ZM180 254V253H179ZM178 254V255H179ZM206 254V253H205ZM79 255V254H77ZM81 255V254H80ZM125 255V256H126ZM131 253L128 255L130 257ZM157 255V254H156ZM188 255V254H187ZM247 255V254H246ZM46 256V255H45ZM64 256V255H62ZM113 256V255H112ZM132 256V255H131ZM135 256V255H134ZM191 257V253L190 255H188ZM203 256V255H202ZM205 256V255H204ZM121 257V256H120ZM151 257V256H150ZM157 257H159L157 255ZM190 257L189 260L190 261ZM229 257V256H228ZM244 257V254L243 256ZM1 258V257H0ZM20 259H22V256L19 257ZM42 258V259H41ZM59 258V257H57ZM149 258V257H148ZM196 258V257H195ZM231 258V257H229ZM41 259V260H39ZM134 259V257H133ZM151 259V258H150ZM235 259V258H234ZM152 260V259H151ZM184 262V259H182ZM205 260V259H203ZM238 260V258H237ZM60 261V259H59ZM154 261V260H152ZM151 261V262H152ZM166 262H168L165 259ZM199 261V260H198ZM25 262V261H24ZM28 262V261H27ZM46 262V261H45ZM181 262V263H182ZM236 262V261H235ZM155 263V262H153ZM189 263V262H188ZM225 263V262H224ZM148 264V262H147ZM158 264V263H157Z\"/></svg>",
  "mask_w": 264,
  "mask_h": 264
},
{
  "label": "built area",
  "instance_id": "built-area-1",
  "mask_svg": "<svg viewBox=\"0 0 264 264\" xmlns=\"http://www.w3.org/2000/svg\"><path fill=\"white\" fill-rule=\"evenodd\" d=\"M183 8L192 20L199 15L195 6ZM96 34L95 22L77 0H17V14L0 24V115ZM237 67L242 73L248 68L247 63ZM235 264H264V243Z\"/></svg>",
  "mask_w": 264,
  "mask_h": 264
},
{
  "label": "crops",
  "instance_id": "crops-1",
  "mask_svg": "<svg viewBox=\"0 0 264 264\" xmlns=\"http://www.w3.org/2000/svg\"><path fill=\"white\" fill-rule=\"evenodd\" d=\"M184 3L199 11L195 20ZM136 6L143 12L150 41L160 49H181L200 70L226 68L244 56L264 82V0H136ZM190 43L195 46L187 52ZM220 256L226 262L225 255Z\"/></svg>",
  "mask_w": 264,
  "mask_h": 264
},
{
  "label": "clouds",
  "instance_id": "clouds-1",
  "mask_svg": "<svg viewBox=\"0 0 264 264\" xmlns=\"http://www.w3.org/2000/svg\"><path fill=\"white\" fill-rule=\"evenodd\" d=\"M225 14L227 15V10H225Z\"/></svg>",
  "mask_w": 264,
  "mask_h": 264
}]
</instances>
